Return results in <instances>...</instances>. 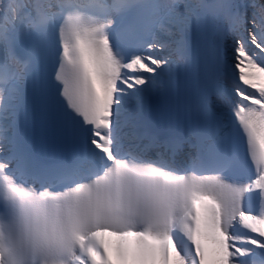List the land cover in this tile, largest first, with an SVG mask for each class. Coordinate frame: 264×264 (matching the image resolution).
I'll return each mask as SVG.
<instances>
[{
    "label": "snow or ice",
    "instance_id": "6c2138e0",
    "mask_svg": "<svg viewBox=\"0 0 264 264\" xmlns=\"http://www.w3.org/2000/svg\"><path fill=\"white\" fill-rule=\"evenodd\" d=\"M0 264H264V0H0Z\"/></svg>",
    "mask_w": 264,
    "mask_h": 264
},
{
    "label": "bare ground",
    "instance_id": "6f19581e",
    "mask_svg": "<svg viewBox=\"0 0 264 264\" xmlns=\"http://www.w3.org/2000/svg\"><path fill=\"white\" fill-rule=\"evenodd\" d=\"M185 69H186V68H182V69H180V71H179V73H178V75H179L180 78H182Z\"/></svg>",
    "mask_w": 264,
    "mask_h": 264
}]
</instances>
